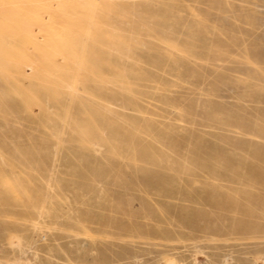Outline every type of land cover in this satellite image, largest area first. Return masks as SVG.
<instances>
[{
    "label": "rangeland",
    "instance_id": "obj_1",
    "mask_svg": "<svg viewBox=\"0 0 264 264\" xmlns=\"http://www.w3.org/2000/svg\"><path fill=\"white\" fill-rule=\"evenodd\" d=\"M17 1L0 0V90L42 125L0 107V264H264V0H87L50 83L24 55L47 1ZM34 145L27 196L10 187Z\"/></svg>",
    "mask_w": 264,
    "mask_h": 264
},
{
    "label": "bare ground",
    "instance_id": "obj_2",
    "mask_svg": "<svg viewBox=\"0 0 264 264\" xmlns=\"http://www.w3.org/2000/svg\"><path fill=\"white\" fill-rule=\"evenodd\" d=\"M10 1L13 3L19 2L17 0H10ZM31 1L36 2V1H42V0H22L21 2L29 3ZM44 1H47L46 5L45 6L42 5V6H44L45 8L47 6V8H49L47 12H49L50 17L48 18V20L46 22L43 21L45 24H44V26L42 25L43 27L41 26L43 28L42 29L43 32L41 31L42 34L40 35L41 38L39 40H35L33 42V48L32 49H34V52L32 54L28 55V54L24 53V52H27V51H25L26 49L25 50L23 49L24 50L23 53L27 57V58L26 57L25 58L28 61L33 60L34 58L36 60L40 59V60L44 61L45 70L43 69L41 72H42V74H44L45 76L48 77V79H49L48 82L50 83L51 79L55 76L56 70H60L62 68L68 69L69 59H71V57L73 55L79 56V54L76 50V48L78 46L77 41L74 37L71 36V28L73 26V24H71L72 23L71 22V15L74 14V13L72 14V11L75 10V8L78 9V7H80V8L84 9V7H88V3H87V0H79V1L76 0L78 3H76V1L74 3L73 0H44ZM35 2H33L32 5L35 6ZM15 10L16 9H14V11H12L13 16L15 15V12H16ZM20 10H21V8H20ZM38 10H40V9H38ZM38 10H37V14H39ZM22 12L24 13V11H22ZM25 12H27V11H25ZM19 15L21 16V14H19ZM19 15H18V20L20 19ZM22 16H23V14H22ZM24 16L21 17V19L24 18ZM26 16L25 17L28 18L30 15L28 16L26 13ZM33 17H35V16H33ZM40 19H42V18H40ZM22 20H24V19H22ZM31 20H33V18ZM42 20H41V22H42ZM38 21H39V19H38ZM72 21H73V17H72ZM16 22H18V21H16ZM23 22L24 21H21L20 25L25 24V22L24 23ZM29 23H30V21L28 22V25H29ZM33 23H36V22H33ZM37 23H39V22H37ZM37 23H36V25H38ZM18 24H19V22H18ZM30 24H31L30 26L33 27V24L32 23H30ZM36 25H35V27H37ZM25 27H23V28H25ZM36 29H38V28H36ZM36 29L31 30V31H34L36 33ZM19 31H22V30H19ZM19 31H18V33H20ZM34 32H33V34H34ZM32 35H31V38H33ZM34 35L37 36L38 34L37 35L34 34ZM20 38H22V37H20ZM23 40L26 41L27 39L24 38ZM26 44L28 45V43H26ZM28 47H30V44ZM22 48H24V47H22ZM22 48L20 45L19 51H21ZM89 54H91V58L96 63L97 67L102 68L104 66H108L109 61H108L107 57L106 56L104 57L103 53H101L98 49H91ZM19 57H21V55ZM21 58H23V56ZM27 86H29L30 88L32 87L31 85H27ZM0 91H1L0 107L2 109H4V111L11 113L12 112L11 109H12L14 103L19 99L24 103L23 105L27 108V111H24L22 114H20L17 117V120H18L17 123H19V125L30 126L33 124L34 119H36L35 126L36 125H38V126L42 125V121L37 120V118H39V116H40V112L38 111L36 113L33 111L34 106H37L38 110L40 109V104H38L37 100H33L30 97V95L27 93L25 95H16V96L10 95L9 98H7V94L3 90H0ZM49 94L51 96L50 98L53 99L54 93H53L52 89H50ZM1 97L3 98V100H1ZM53 101H55V98ZM52 104H53V102H52ZM45 126L48 129L50 128V126H48L46 123H45ZM35 128L37 129L38 127H35ZM35 128L32 127L31 129L33 131H35L36 130ZM31 135H32V133H30V132L25 133L26 138H31ZM19 152L21 153L20 159H22L23 166H26L28 169V172L32 173L28 176V180L30 181V183H29V185L23 186L21 178L19 176H17L16 181L14 182V184H12V186L10 188L12 190L14 188V191H16L17 193H19V191H23L24 194H26L27 196H31L33 194V188L35 187V184L37 181L36 180V174H35L36 173L35 172L36 164H34L32 162V158H33V156H36L35 154L38 152V149L34 145L31 148L27 147L26 149L24 148L23 150L19 149Z\"/></svg>",
    "mask_w": 264,
    "mask_h": 264
}]
</instances>
